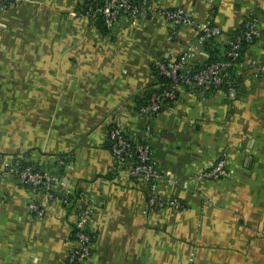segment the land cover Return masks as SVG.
I'll return each mask as SVG.
<instances>
[{"label": "crops", "instance_id": "crops-1", "mask_svg": "<svg viewBox=\"0 0 264 264\" xmlns=\"http://www.w3.org/2000/svg\"><path fill=\"white\" fill-rule=\"evenodd\" d=\"M146 2L226 35L255 21L233 97L183 87L150 111L157 63L195 46L192 27L143 14L102 34L80 14L84 0L0 7V264H67L85 208L45 202L14 173L23 163L54 176L56 192L85 196L94 234L85 264H264V0ZM198 51L195 63L208 57ZM116 123L150 144L155 178H134L113 155ZM218 162L220 181L200 177ZM153 196L166 207L151 209Z\"/></svg>", "mask_w": 264, "mask_h": 264}, {"label": "built area", "instance_id": "built-area-1", "mask_svg": "<svg viewBox=\"0 0 264 264\" xmlns=\"http://www.w3.org/2000/svg\"><path fill=\"white\" fill-rule=\"evenodd\" d=\"M25 0H0L1 8H8L10 6H18L24 3ZM86 8L88 13L82 15L86 17L89 24L96 28L100 21L107 30H111L120 16L129 18L133 22L137 21L143 14H153L164 18L169 22L174 29L180 27H192L197 32V41L193 48L189 49L179 57L167 56L156 65L158 75L170 81V88L160 84L157 90L149 99V109L154 114H159L163 106L168 102H173L177 99V88L179 85H184L186 88H197L203 92L211 90L213 87H219L222 84L220 73L227 68V64L215 63L198 71H191V64L197 58L198 49L203 41L208 37H217L221 41H228V37L223 34L220 29L212 26L209 22H197L183 9L176 8L173 10H162L154 8L144 0V6L139 9L132 4L131 0H87ZM208 3H213L214 0H207ZM259 36L258 26L255 21L246 24L245 31L240 34L235 40L231 42L233 58L238 57V50L242 41L252 44L254 39ZM258 76L264 79V67L258 71ZM227 94L229 97L235 95V88L230 89ZM108 139L110 143V150L113 155L117 157L120 164H124L136 157L137 165H132L130 174L134 178H142L148 181L156 177L155 164L152 160V149L149 145H140L132 147L119 128H113L109 131ZM18 179L26 184L43 191V200L45 202L59 200L64 206H70L76 202L80 206H85V210L80 212L74 227V240L76 242L75 249L67 257V264H85L92 252V243L90 234L86 228L90 220V212L85 196L80 194L74 200L75 192L63 191L62 196L52 187L57 179L46 173L35 172L30 167L20 168L14 172ZM226 175L224 162H218L213 168L202 173L200 177L205 180L214 182L220 181ZM169 206L176 210H182L183 206L177 201L168 203ZM149 206L153 210H160L166 207V203L159 201L156 196L149 199ZM31 210L41 215L40 207L33 203L30 205Z\"/></svg>", "mask_w": 264, "mask_h": 264}, {"label": "trees", "instance_id": "trees-1", "mask_svg": "<svg viewBox=\"0 0 264 264\" xmlns=\"http://www.w3.org/2000/svg\"><path fill=\"white\" fill-rule=\"evenodd\" d=\"M131 1H132V4L135 7L139 8V9H141L144 6V4H143L144 3V0H131ZM87 4H88V1L87 0H84V3L82 5V9H81V12H80L81 15H85V14L88 13V10L86 8V5ZM121 17H123V16L121 15L120 18ZM250 22H253V20H247L233 34H231V35H226L225 34V36L228 37V41H226V42L221 41L217 37H208V38H206L203 41L202 45L200 46V49H202L203 52L208 55V57L205 58L203 62H199V63H195L194 62L190 66L191 67V71L193 72V71L201 70V69L205 68L206 66H209V65L215 64V63H224V64H227V68H225V70H223L220 73V76L222 78V84L219 87H213L211 90H209L207 92H203L202 90H199L197 88H187V89H197V90H199V91H201V92H203L205 94H212V93H214L216 91H224L226 93L230 89H234V88L236 89L237 88L236 69L240 65V63L242 61V58H243V56H244L247 48L250 45H252L256 41L257 38L254 39V42L252 44H248L245 41H242V43L240 44L239 50H238V57L237 58H233L231 56V53L234 50L233 47L231 46V42L233 40H235L238 36H240V34H242L245 31L246 24H248ZM209 23L212 26H214L211 21ZM96 29L100 33H102V34H109L110 31H111V30H107L105 28V26L100 21L98 22V24L96 26ZM159 78H160L161 84H164V86L170 88V81L168 79H165L162 76H159ZM183 87L185 88L184 85H179V87L177 88V96H178V93H179V89L180 88H183ZM160 90L153 89V90H151L149 92L148 97H147V104L149 106H150V102H149L150 96L154 92H160ZM169 103L170 102H168L167 104H169ZM163 107L161 108L160 112L163 110ZM113 128H119V129H121V127L117 123L110 125L109 131L112 130ZM127 142L132 147L136 146L137 144H140V145H149L150 146V144L147 141H139L137 144H135L134 142H131L129 139H127ZM110 143L111 142L108 143V146L109 147H110ZM150 148H151V146H150ZM128 162H130L132 165L133 164L134 165H137V159H136V157H134L133 159L129 160ZM27 167H29V165L28 164H24V163L21 166V168H27ZM30 168L32 169V167H30ZM34 171L35 172H38V173H43L44 174V172H42V171H38V170H34ZM27 186L30 187V188H32V189H35L34 187H32L30 185H27ZM52 187H54V186H52ZM37 190H38V193L41 196H43V191L40 190V189H37ZM53 190L55 191V188H53ZM57 193H58V196L59 197L62 196V192H57ZM79 195H80V193L75 192V194H74V200H76L75 198H77V196H79ZM72 204L73 205H79L76 202H73ZM83 210H85V208L84 209H81L79 212H82ZM86 230L90 234L91 243H93L94 242V234H93L91 228L89 227V225H87Z\"/></svg>", "mask_w": 264, "mask_h": 264}, {"label": "water", "instance_id": "water-1", "mask_svg": "<svg viewBox=\"0 0 264 264\" xmlns=\"http://www.w3.org/2000/svg\"><path fill=\"white\" fill-rule=\"evenodd\" d=\"M35 170V169H34Z\"/></svg>", "mask_w": 264, "mask_h": 264}]
</instances>
